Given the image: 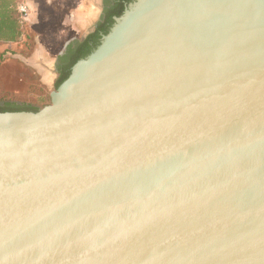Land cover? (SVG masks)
Returning a JSON list of instances; mask_svg holds the SVG:
<instances>
[{
	"label": "water",
	"instance_id": "95a60500",
	"mask_svg": "<svg viewBox=\"0 0 264 264\" xmlns=\"http://www.w3.org/2000/svg\"><path fill=\"white\" fill-rule=\"evenodd\" d=\"M114 21L49 105L0 113V264H264V0Z\"/></svg>",
	"mask_w": 264,
	"mask_h": 264
},
{
	"label": "rangeland",
	"instance_id": "374dc122",
	"mask_svg": "<svg viewBox=\"0 0 264 264\" xmlns=\"http://www.w3.org/2000/svg\"><path fill=\"white\" fill-rule=\"evenodd\" d=\"M105 1L106 3L104 0L85 1L84 15L85 17L88 16L89 21L85 22L80 32L73 33L70 31L62 35L60 33L62 30L59 28H61L60 18L63 16L64 10L61 8L57 13L55 12V8L59 3L55 0H49V2L35 0V5L33 6L36 12H34L35 9L30 10L26 6V0H23L20 5H25L28 11L21 16L23 20V36L21 40L14 44H0V60L4 62V60L13 59L19 63L18 65L0 63V84H2L6 91L16 95V98L13 99V101H16L15 103L20 105L33 104L38 107L39 104L36 102L37 97L45 94L49 95L54 91L53 86L48 88L42 83V76L39 72H47L45 76L54 74V68L59 63V58L67 51L63 52L59 47V43H63L64 40L72 37H74L73 44L80 43L92 33L94 26L102 15L104 4L109 6L108 0ZM76 4L75 1L66 3L70 7L76 6ZM32 13L34 16L30 17ZM57 37L59 41L55 42L54 39ZM18 96L26 98L18 100Z\"/></svg>",
	"mask_w": 264,
	"mask_h": 264
},
{
	"label": "trees",
	"instance_id": "16d2710c",
	"mask_svg": "<svg viewBox=\"0 0 264 264\" xmlns=\"http://www.w3.org/2000/svg\"><path fill=\"white\" fill-rule=\"evenodd\" d=\"M135 0H115L113 5L104 10L102 22L97 24V28L90 33L82 42L72 43L67 47L66 53L59 58L57 66V77L53 85L56 90L70 75L71 68L79 60L86 59L93 53L101 43L102 36H106L112 29L115 18H119L127 5ZM23 0H0V44H14L21 40L23 36L22 15L18 13V7ZM3 61V60H2ZM0 63L6 65H18L17 60L7 59ZM16 98L14 93H10L0 84V113L13 112H37L41 108L50 104L48 94L37 97L38 107L33 104H18L13 101ZM18 96V100H24ZM18 102V101H17ZM27 103V102H25Z\"/></svg>",
	"mask_w": 264,
	"mask_h": 264
},
{
	"label": "crops",
	"instance_id": "0c3cea01",
	"mask_svg": "<svg viewBox=\"0 0 264 264\" xmlns=\"http://www.w3.org/2000/svg\"><path fill=\"white\" fill-rule=\"evenodd\" d=\"M43 1L44 2H49V0H43ZM55 1L57 3H59L56 6V8H55V12L57 13V11L59 9H61V8H62V10H64L63 16H61V18H60V20H61V23H60L61 28H59V29L62 30L60 33L62 35H64V34L69 33L70 31L73 32V33L80 32V29L85 24V22L89 21L88 18H87L88 16L85 17V15H84L85 14L84 2L87 1V0H55ZM71 1H75L77 3L76 6H71L70 7V6L66 5L67 2H71ZM80 2L82 3L81 5H80ZM26 4H27L26 6H28L30 10L35 9L34 6H33V5H35V0H26ZM60 4H61V6H60ZM34 12H36V9H35ZM32 16H34L33 13L31 14L30 17H32ZM54 40H55V42L59 41L58 37L56 39H54ZM73 41H74V37H72L70 39H67V40H64L63 43L61 42L62 44L59 43V47L62 50H64V48L67 47ZM39 74H41L42 83L46 87L50 88V87H52L54 85V82H55L56 77H57V73L56 74L55 73L54 74H49V75L45 76L47 74V72L45 73L43 71H40Z\"/></svg>",
	"mask_w": 264,
	"mask_h": 264
},
{
	"label": "flooded vegetation",
	"instance_id": "af4514ba",
	"mask_svg": "<svg viewBox=\"0 0 264 264\" xmlns=\"http://www.w3.org/2000/svg\"><path fill=\"white\" fill-rule=\"evenodd\" d=\"M114 1H115V0H108V2H109V6L106 5V4H104V8H103V11H102V15H101L100 19L98 20V23H99V22H102V18H103V16H104V10H105V9H108L111 5H113ZM104 2L106 3L105 0H104ZM104 2H103V3H104ZM105 5H106V6H105ZM98 23H97V24H98ZM97 24H96V27L94 28V30L97 28ZM94 30H93V31H94ZM58 65H59V63L56 64V69H57V66H58Z\"/></svg>",
	"mask_w": 264,
	"mask_h": 264
},
{
	"label": "built area",
	"instance_id": "2783aa9c",
	"mask_svg": "<svg viewBox=\"0 0 264 264\" xmlns=\"http://www.w3.org/2000/svg\"><path fill=\"white\" fill-rule=\"evenodd\" d=\"M27 11H28V8L25 5H19V7H18V13L20 15L26 14Z\"/></svg>",
	"mask_w": 264,
	"mask_h": 264
}]
</instances>
